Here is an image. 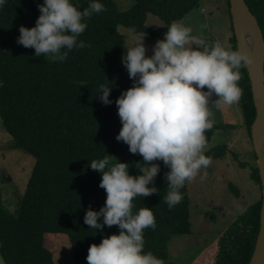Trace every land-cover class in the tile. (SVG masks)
<instances>
[{
	"label": "trees",
	"instance_id": "obj_1",
	"mask_svg": "<svg viewBox=\"0 0 264 264\" xmlns=\"http://www.w3.org/2000/svg\"><path fill=\"white\" fill-rule=\"evenodd\" d=\"M225 1L228 9L229 2ZM245 1L258 19L264 39V0ZM90 2L73 0L80 10ZM99 2L107 11L86 19L87 27L78 37V42L90 46L73 48L62 62L36 57L34 48L16 42L21 25L35 26L41 14L39 5L44 0H6L0 8V119L9 134L10 146L28 148L35 157L15 211L3 205L0 190V256L4 264H54L52 253L45 246L47 232L65 234L72 259L84 262L93 243L99 244L105 236L119 233L118 226H105L100 231L84 223L89 207L99 211L107 198L99 186L102 173L92 170L90 161L103 159L108 151L115 152L134 176L141 174L136 162L143 163L142 156L130 153L128 145L116 139L122 123L115 101L134 83L122 63L124 39L117 26L157 37L172 22L183 19L199 0H132L124 10L117 9L111 0ZM147 14L160 18L164 24L148 26ZM228 15L230 18L229 10ZM230 27L228 47L237 50L231 24ZM241 74L239 86L243 96L238 105L251 135L256 108L246 67ZM101 84L111 87L109 105L99 98ZM221 126L215 121L206 132L207 142L214 129ZM228 151L227 144H218L204 154L213 160ZM159 165L160 172L154 184L149 185L158 188V193L136 197L133 212L142 207L152 208L156 228L144 230V251L168 264L171 239L190 231L189 196L185 184L180 190L182 201L169 209L163 198L168 191L165 173L170 169L162 161ZM251 177L260 191L256 163L252 165ZM228 187L239 196L236 186L228 183ZM260 205L261 193L221 232L214 264L249 263Z\"/></svg>",
	"mask_w": 264,
	"mask_h": 264
},
{
	"label": "clouds",
	"instance_id": "obj_2",
	"mask_svg": "<svg viewBox=\"0 0 264 264\" xmlns=\"http://www.w3.org/2000/svg\"><path fill=\"white\" fill-rule=\"evenodd\" d=\"M5 2L0 0V8ZM39 11L34 27L20 26L16 42L34 48L36 57L62 62L73 48L90 46L78 42L87 27L84 21L107 9L99 0H91L83 10L73 0H44ZM192 32L191 27L172 22L151 56L146 55L143 39L134 44L124 41L122 63L134 83L115 101L122 123L116 139L127 144L130 153L142 156L143 163L136 162L141 174L134 176L126 162L113 164L109 156L90 161L91 169L102 173L99 186L107 198L99 211L89 207L84 223L94 230L118 226L120 231L93 243L87 264H164L144 251V230L156 228L154 212L142 207L134 213V200L158 193L149 185L160 172L155 162L162 161L170 169L165 173L168 191L163 201L169 209L179 204L180 190L212 163L204 151L206 132L215 124L213 109L222 111L243 96L239 81L241 69L251 63L249 54L219 41L209 44ZM99 89L102 103L111 104L110 85L101 84Z\"/></svg>",
	"mask_w": 264,
	"mask_h": 264
},
{
	"label": "rangeland",
	"instance_id": "obj_3",
	"mask_svg": "<svg viewBox=\"0 0 264 264\" xmlns=\"http://www.w3.org/2000/svg\"><path fill=\"white\" fill-rule=\"evenodd\" d=\"M111 1L119 10L126 9L132 2ZM175 22L191 27L193 35L202 37L209 44L219 41L228 47L231 19L225 0H199L193 10ZM146 24L159 27L164 22L147 14ZM117 28L124 41L127 40L130 44L143 39L147 48L146 55L149 56L153 55L157 40L163 39L168 31L166 29L159 36L150 37L133 32L121 24ZM126 51L124 47L125 54ZM213 110L214 121L220 122L222 126L214 129L205 150L218 144H227L229 151L223 157L213 159L192 183H186L190 231L188 234L173 236L169 243L168 264H214L216 242L221 232L246 206L257 200L260 194L251 177L252 165L256 163L254 145L243 123L238 103L225 105L222 111ZM10 141L0 119L1 199L3 205L13 212L18 207L35 157L28 148H12ZM105 156H109L113 164L121 162L115 152L108 151ZM228 183L239 189V196L233 194ZM45 246L51 251L54 264H87L72 259L68 238L62 232H47ZM0 264H4L1 256Z\"/></svg>",
	"mask_w": 264,
	"mask_h": 264
},
{
	"label": "water",
	"instance_id": "obj_4",
	"mask_svg": "<svg viewBox=\"0 0 264 264\" xmlns=\"http://www.w3.org/2000/svg\"><path fill=\"white\" fill-rule=\"evenodd\" d=\"M228 2L237 49L248 53L251 57V63L246 68L256 108L255 117L251 123V137L261 186V205L259 225L248 264H264V150L261 140L264 133V39L258 19L252 13L246 1L228 0Z\"/></svg>",
	"mask_w": 264,
	"mask_h": 264
},
{
	"label": "bare ground",
	"instance_id": "obj_5",
	"mask_svg": "<svg viewBox=\"0 0 264 264\" xmlns=\"http://www.w3.org/2000/svg\"><path fill=\"white\" fill-rule=\"evenodd\" d=\"M249 45H250V47L252 48V45H251V43L249 42ZM262 146H263V150H264V133L262 134Z\"/></svg>",
	"mask_w": 264,
	"mask_h": 264
}]
</instances>
